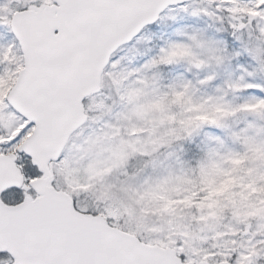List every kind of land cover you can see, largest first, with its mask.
I'll use <instances>...</instances> for the list:
<instances>
[{"label": "snow or ice", "instance_id": "snow-or-ice-1", "mask_svg": "<svg viewBox=\"0 0 264 264\" xmlns=\"http://www.w3.org/2000/svg\"><path fill=\"white\" fill-rule=\"evenodd\" d=\"M0 264H264V0H0Z\"/></svg>", "mask_w": 264, "mask_h": 264}]
</instances>
